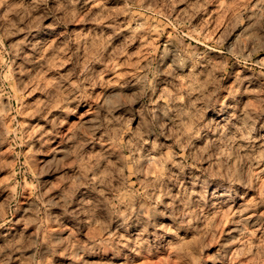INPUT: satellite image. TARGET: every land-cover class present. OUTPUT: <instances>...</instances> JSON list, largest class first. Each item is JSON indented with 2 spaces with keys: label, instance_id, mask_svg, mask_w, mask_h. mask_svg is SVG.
I'll return each instance as SVG.
<instances>
[{
  "label": "clouds",
  "instance_id": "obj_1",
  "mask_svg": "<svg viewBox=\"0 0 264 264\" xmlns=\"http://www.w3.org/2000/svg\"><path fill=\"white\" fill-rule=\"evenodd\" d=\"M14 3L0 0V264H264V0Z\"/></svg>",
  "mask_w": 264,
  "mask_h": 264
},
{
  "label": "rangeland",
  "instance_id": "obj_2",
  "mask_svg": "<svg viewBox=\"0 0 264 264\" xmlns=\"http://www.w3.org/2000/svg\"><path fill=\"white\" fill-rule=\"evenodd\" d=\"M224 2H228V0H224ZM23 6H24V0H15V3L13 4L14 8H21ZM180 7H183V4H181ZM150 19L154 20L155 18L150 17ZM207 20H208V17H203V19H201L200 17H196L193 19V23L195 24V23L199 22L200 28L203 29L204 23H206ZM221 23H222V18H217V20L214 23L208 24L206 39L208 40L209 43L211 42L212 39L215 38L214 30L217 28L218 25H221ZM165 31H167V36L159 38L156 41L157 44H159L161 42V40H165V39L170 38L173 35L174 27L169 25L168 27H166ZM184 40L186 42L191 43V44L197 43L196 38L192 37L191 35H185ZM202 46H203V43H201V47ZM127 54L129 55L130 59L127 62L118 63V66H117L116 71L114 73V75H115V81H113L114 83L118 84L120 81H122L123 79L130 76L133 73V71L135 70V68L142 62L141 57L146 58L148 55L147 51L145 49H143L142 47H139V46L135 47V48L128 49ZM123 59H124V57H121V60H123ZM251 71H252V69H248L249 73ZM41 95L42 94L39 92V90H36L29 96L28 99L31 100L33 97H41ZM24 119H27V117H24ZM76 123H78L77 120L71 121V124H73V125H75ZM38 158L41 159L43 161V163H47V161L51 160V156L41 155ZM43 163L41 164V167H43ZM150 166L152 168H155V169L159 168V165L156 163H153ZM56 175H58V174L46 173L45 176L42 177V179H50L52 183H55ZM7 179H8V177L6 174L0 176V181L7 180ZM223 211H224V213H226L227 210L225 209ZM14 219H15V217H14ZM221 221H223V223H224V229L223 230L227 231L228 228L230 227V225L228 224L227 220L224 219V215H221L220 220L216 221V230L217 231L220 230ZM221 238H222V234H221ZM141 264H178V262L172 261L170 259V257H156V258L149 257V258H146L145 260L141 261Z\"/></svg>",
  "mask_w": 264,
  "mask_h": 264
}]
</instances>
